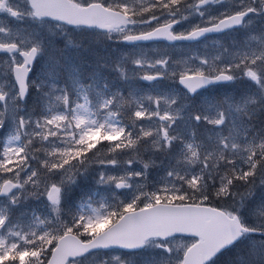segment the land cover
<instances>
[{
    "label": "snow or ice",
    "instance_id": "1",
    "mask_svg": "<svg viewBox=\"0 0 264 264\" xmlns=\"http://www.w3.org/2000/svg\"><path fill=\"white\" fill-rule=\"evenodd\" d=\"M0 264H264V0H0Z\"/></svg>",
    "mask_w": 264,
    "mask_h": 264
}]
</instances>
